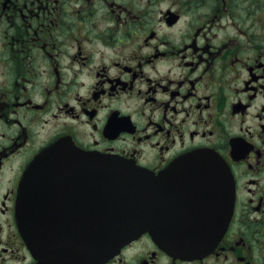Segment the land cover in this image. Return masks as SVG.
Returning <instances> with one entry per match:
<instances>
[{"label":"flooded vegetation","instance_id":"obj_1","mask_svg":"<svg viewBox=\"0 0 264 264\" xmlns=\"http://www.w3.org/2000/svg\"><path fill=\"white\" fill-rule=\"evenodd\" d=\"M65 138L154 174L211 150L232 176L210 252L173 255L145 233L102 264H264V0H0V264H43L18 189ZM46 177L42 217L60 241L84 226V190L76 174Z\"/></svg>","mask_w":264,"mask_h":264},{"label":"water","instance_id":"obj_2","mask_svg":"<svg viewBox=\"0 0 264 264\" xmlns=\"http://www.w3.org/2000/svg\"><path fill=\"white\" fill-rule=\"evenodd\" d=\"M47 173L76 174L84 190V226L78 233L63 228L60 241L59 229L46 225L42 217ZM233 200L232 176L214 151L186 153L154 174L84 152L65 138L31 162L19 186L17 213L22 235L41 263L102 264L144 233L173 255L201 257L224 234Z\"/></svg>","mask_w":264,"mask_h":264}]
</instances>
